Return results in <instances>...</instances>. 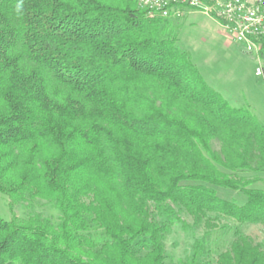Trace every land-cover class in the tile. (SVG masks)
I'll list each match as a JSON object with an SVG mask.
<instances>
[{"label": "trees", "instance_id": "trees-1", "mask_svg": "<svg viewBox=\"0 0 264 264\" xmlns=\"http://www.w3.org/2000/svg\"><path fill=\"white\" fill-rule=\"evenodd\" d=\"M167 29L135 0H0V194L60 214L0 217V264H165L151 208L171 222L172 205L208 233L237 224L216 264H264L240 231L264 227V190L238 177L264 173V124L209 87Z\"/></svg>", "mask_w": 264, "mask_h": 264}, {"label": "rangeland", "instance_id": "rangeland-1", "mask_svg": "<svg viewBox=\"0 0 264 264\" xmlns=\"http://www.w3.org/2000/svg\"><path fill=\"white\" fill-rule=\"evenodd\" d=\"M135 3L138 7L137 0ZM142 11L145 13L144 10ZM179 11L181 13L179 18L172 16L169 19H150L146 13L145 17L148 20H161L168 29H175L173 33L176 34V45L180 50L187 51L205 83L221 96H226L227 99L222 97L232 107H247L257 120L264 124V75L263 78H256L254 75L257 67L255 56L246 54L241 46L234 44L221 27V32L227 40L214 30L184 26L187 16L203 14L184 9ZM243 56L250 58V65L244 62ZM218 148V145L213 143V149L218 150ZM238 177L249 182L254 181L252 188L264 190V173H240ZM215 191L220 199L238 205L245 201L238 192L224 189H215ZM171 208L175 216L171 218V222H168L162 212H155L151 208L153 217L168 228L163 240L165 264H180L191 259L195 243L204 238L205 244L198 252L197 264H216V256L228 250L233 242V228L237 227V224L229 219L220 218L214 223L216 228L208 233L204 224L196 226L183 209L173 205ZM33 216L48 220L52 225H57L60 220L59 212L48 202L27 199L23 202L11 203L6 196L0 194V217L4 221L9 222L13 218L27 220ZM240 231L253 245H259L264 249L263 226L259 224L240 226Z\"/></svg>", "mask_w": 264, "mask_h": 264}, {"label": "built area", "instance_id": "built-area-1", "mask_svg": "<svg viewBox=\"0 0 264 264\" xmlns=\"http://www.w3.org/2000/svg\"><path fill=\"white\" fill-rule=\"evenodd\" d=\"M150 19L179 18V9L194 11L215 20L234 44L255 56L256 78L264 73V0H137Z\"/></svg>", "mask_w": 264, "mask_h": 264}, {"label": "crops", "instance_id": "crops-1", "mask_svg": "<svg viewBox=\"0 0 264 264\" xmlns=\"http://www.w3.org/2000/svg\"><path fill=\"white\" fill-rule=\"evenodd\" d=\"M184 26H190L195 28H202L201 30H208V31H216L219 35L223 36L225 38L224 34H222L219 24H216L215 21L210 20L209 18H206L203 15L200 14H194L190 15L189 17H186V20L184 21ZM226 39V38H225ZM227 40V39H226ZM187 52V51H186ZM244 62L251 64L250 58L248 56H243ZM223 96V95H222ZM225 99H227L226 96H223ZM231 102V101H230Z\"/></svg>", "mask_w": 264, "mask_h": 264}, {"label": "clouds", "instance_id": "clouds-1", "mask_svg": "<svg viewBox=\"0 0 264 264\" xmlns=\"http://www.w3.org/2000/svg\"><path fill=\"white\" fill-rule=\"evenodd\" d=\"M20 7H21V5H17V11H19V10H20Z\"/></svg>", "mask_w": 264, "mask_h": 264}]
</instances>
